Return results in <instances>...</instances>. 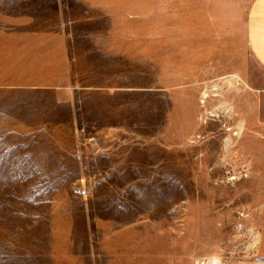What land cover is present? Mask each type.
<instances>
[{"label":"rangeland","instance_id":"obj_1","mask_svg":"<svg viewBox=\"0 0 264 264\" xmlns=\"http://www.w3.org/2000/svg\"><path fill=\"white\" fill-rule=\"evenodd\" d=\"M84 1L0 22V264H264L259 0Z\"/></svg>","mask_w":264,"mask_h":264},{"label":"crops","instance_id":"obj_2","mask_svg":"<svg viewBox=\"0 0 264 264\" xmlns=\"http://www.w3.org/2000/svg\"><path fill=\"white\" fill-rule=\"evenodd\" d=\"M84 2V0H79ZM71 2L72 0H0V19L2 18H17V17H26L24 20H3L1 22V26H6L3 30H14L7 29L8 25H21L23 28L21 31L24 40L37 42V45L34 43L31 46H27L26 48L37 49L39 50L41 38L39 36L40 31V21L39 18H46L48 16H54L60 20V25L63 22V18L70 15L71 11ZM23 6V7H20ZM62 20V21H61ZM47 23V22H44ZM64 24V23H63ZM35 26V27H33ZM2 29V28H1ZM0 29V31H1ZM64 30H60L56 36H58L59 40H68L69 38L63 35ZM251 35H252V44L254 46V50L256 52V56L259 58L261 63L264 65V0H259L256 5L255 15L251 19ZM19 37V35L17 36ZM46 40V36L43 38ZM52 38H48L50 40ZM57 39V38H56ZM62 46V45H61ZM55 48V49H62ZM46 47V46H45ZM58 47V46H57ZM32 54V53H30ZM38 55V54H32Z\"/></svg>","mask_w":264,"mask_h":264},{"label":"bare ground","instance_id":"obj_3","mask_svg":"<svg viewBox=\"0 0 264 264\" xmlns=\"http://www.w3.org/2000/svg\"><path fill=\"white\" fill-rule=\"evenodd\" d=\"M229 84H231V85H236V81H237V79L235 78V77H233V76H229L228 78H227V80H226ZM211 262V261H210ZM205 264V263H204Z\"/></svg>","mask_w":264,"mask_h":264}]
</instances>
